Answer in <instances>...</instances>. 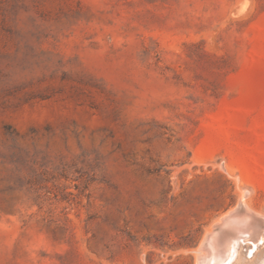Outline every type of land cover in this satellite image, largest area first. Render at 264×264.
I'll use <instances>...</instances> for the list:
<instances>
[{
    "label": "rangeland",
    "instance_id": "obj_1",
    "mask_svg": "<svg viewBox=\"0 0 264 264\" xmlns=\"http://www.w3.org/2000/svg\"><path fill=\"white\" fill-rule=\"evenodd\" d=\"M244 192L264 221V0H0V264H264L240 221L207 258Z\"/></svg>",
    "mask_w": 264,
    "mask_h": 264
},
{
    "label": "bare ground",
    "instance_id": "obj_2",
    "mask_svg": "<svg viewBox=\"0 0 264 264\" xmlns=\"http://www.w3.org/2000/svg\"><path fill=\"white\" fill-rule=\"evenodd\" d=\"M248 194H249V192H244L243 193V195L241 196V201H240V203H239V205L237 206L238 208L237 209H239V211H237V209H232L230 212H228L226 215H224V216H222L221 218H220V220L217 222V223H215V226H214V228L215 227H217L216 229H215V232L216 233H209V235L205 238V240H207L208 239V241L206 242L205 241V247H207L206 248V251L208 250V248L210 247L211 249L210 250H212V252L211 253H209L210 252V250L209 251H207L206 253H207V258L209 257H212V259L210 258V260H212L213 261V259H214V262L216 261V256L219 254H217L216 255V252H215V249H216V247L217 246H219V245H223V246H225L226 244H228V242H230V240L232 239L233 240V235L231 236V239H229L230 238V235H229V240H226V237H227V234H226V232L222 229V226H225V228L227 227H232V228H234V230L236 229L237 231H238V234L239 233H246V226H243V225H241L240 226V223H239V221L240 222H244V224H254V225H258L259 227H264V221L263 220H261V219H259V218H256V216L257 215H255V217H254V213L253 212H251L250 210H249V208H247V203H246V198H247V196H248ZM252 224V225H253ZM242 227V228H241ZM244 227H245V229H244ZM226 228V229H227ZM254 228V227H253ZM213 229V228H212ZM211 229V230H212ZM256 229V228H255ZM254 229V230H255ZM214 232V231H213ZM232 232V234H233V230L231 231ZM231 232H230V234H231ZM235 232V231H234ZM237 234V235H238ZM241 237V236H240ZM263 237V236H262ZM237 238H239V237H237ZM257 238V237H256ZM234 239H236V238H234ZM217 240H218V243H217ZM223 240V241H222ZM219 241H222L223 243H219ZM233 241H236V240H233ZM233 241H231L232 243H233ZM242 241V240H241ZM260 241V240H259ZM234 244V243H233ZM231 245V244H230ZM229 245V246H230ZM247 245V244H246ZM246 245H244L243 244V248H244V246H246ZM234 246H236V245H234ZM252 246V245H251ZM232 247V246H231ZM236 248H237V246H236ZM242 248V247H241ZM240 248V249H241ZM252 248H253V246H252ZM262 248V247H261ZM219 249V248H218ZM240 249H239V251H240ZM221 250V249H220ZM230 250H232V249H230ZM236 250V249H235ZM242 251H243V249H241ZM249 250V249H248ZM254 250V249H253ZM214 251V252H213ZM218 251V250H217ZM250 251V250H249ZM248 251V252H249ZM264 251V250H263ZM244 252V251H243ZM242 252V253H243ZM205 253V254H206ZM237 253V252H236ZM236 253H233L232 255H235ZM241 253V252H240ZM239 253V254H240ZM244 253H246V251L244 252ZM264 253V252H263ZM241 255H243V254H241ZM261 255V254H260ZM215 256V257H214ZM221 256V255H220ZM231 256V255H230ZM202 257V256H201ZM250 257V256H249ZM255 257V256H254ZM260 257V256H259ZM261 258V257H260ZM220 259H221V257H220ZM222 259H223V256H222ZM228 259V258H227ZM231 259V258H230ZM247 259V258H246ZM251 259V257L249 258V260ZM262 259V258H261ZM199 260V259H198ZM206 260V259H205ZM225 260H226V257H225ZM229 260V259H228ZM255 260H257V258H255ZM260 260V259H259ZM204 261V260H203ZM201 262V264H207L208 262H206L205 263V261L204 262ZM227 261V260H226ZM254 261V260H253ZM262 261V260H261ZM218 262H219V260H218ZM246 262V261H245ZM260 262V261H259ZM216 263H217V261H216ZM219 263H222V262H219ZM249 263H250V261H249ZM252 263V262H251ZM261 263V262H260ZM224 264V263H223ZM248 264V263H247Z\"/></svg>",
    "mask_w": 264,
    "mask_h": 264
}]
</instances>
